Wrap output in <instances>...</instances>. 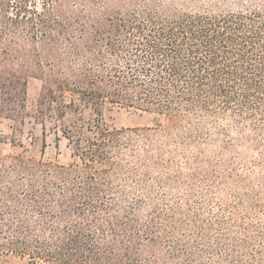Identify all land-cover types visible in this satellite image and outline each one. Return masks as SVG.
<instances>
[{
  "label": "trees",
  "instance_id": "trees-1",
  "mask_svg": "<svg viewBox=\"0 0 264 264\" xmlns=\"http://www.w3.org/2000/svg\"><path fill=\"white\" fill-rule=\"evenodd\" d=\"M177 1L0 0V264H264V0Z\"/></svg>",
  "mask_w": 264,
  "mask_h": 264
},
{
  "label": "rangeland",
  "instance_id": "rangeland-1",
  "mask_svg": "<svg viewBox=\"0 0 264 264\" xmlns=\"http://www.w3.org/2000/svg\"><path fill=\"white\" fill-rule=\"evenodd\" d=\"M180 1H177L178 3ZM205 1V0H204ZM203 0H186L185 3H189L190 5H204L206 6V3ZM41 87V83L38 80L30 79L28 83V107L30 111L33 109L35 105L36 98L39 94ZM110 119L113 122V124L117 128H134V127H145L146 125L150 124V121L146 118H141L135 115L128 114L124 111H113L110 115ZM11 126L12 124L8 121H4L0 124V135H10L11 134ZM52 127L51 123H47V134H46V141H47V148L45 152V159L51 160V161H57L61 165H67L71 161V151L67 147L65 141H61L56 147L55 141H54V135L52 134V131L50 128ZM41 126L38 125L33 121L31 118H27L23 127V134H22V145L23 148H17L14 150H11L10 147L3 148V146L0 144V151H13L14 153L18 154H26L27 151H33L36 155H38V148H39V142L36 143L35 149L32 148L31 142L34 141V138L39 139L41 138ZM6 264H27L26 261H12L10 263Z\"/></svg>",
  "mask_w": 264,
  "mask_h": 264
}]
</instances>
